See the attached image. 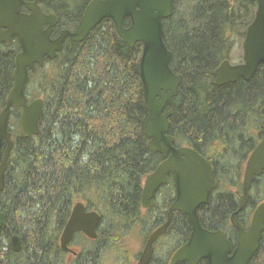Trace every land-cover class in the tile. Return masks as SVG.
<instances>
[{"label": "trees", "instance_id": "16d2710c", "mask_svg": "<svg viewBox=\"0 0 264 264\" xmlns=\"http://www.w3.org/2000/svg\"><path fill=\"white\" fill-rule=\"evenodd\" d=\"M90 1L42 4L45 12L57 15L53 36L74 30ZM182 1L188 9L179 13ZM256 7L257 0H176L173 16L164 20L165 42L173 52L171 67L182 80L170 134L176 146L193 147L212 164L218 186L209 204L199 208L200 221L209 230H223L233 247L238 231L231 215L239 206L245 163L264 137V64L251 80L223 85L216 83L215 70L231 58L236 37L243 40ZM129 24L126 19L125 26ZM142 48V43L129 47L113 20L104 19L85 40L68 38L54 60L46 58L30 72L26 95L29 101L43 98L40 133L25 135L21 109H13L14 143L0 189V264H67L60 237L77 201L103 216L98 241L90 243L94 252L115 243L117 259L127 250L130 255L132 227L140 223L145 242L166 221L176 195L171 175L152 208L143 210L141 204L145 176L163 161L144 131ZM19 52L16 39L0 43V113L13 87ZM263 195L264 173L237 215L245 228ZM191 231L189 217L175 212L162 237L175 240L171 245L166 241L160 253L157 241L149 264H170ZM13 235L21 239L20 251L11 246ZM94 252L81 251L71 264H98ZM250 264H264V235Z\"/></svg>", "mask_w": 264, "mask_h": 264}, {"label": "water", "instance_id": "95a60500", "mask_svg": "<svg viewBox=\"0 0 264 264\" xmlns=\"http://www.w3.org/2000/svg\"><path fill=\"white\" fill-rule=\"evenodd\" d=\"M51 2L0 0V43L9 44L16 39L20 45L15 59L13 87L0 114V153L6 144L0 163V188L5 186V172L13 147V134L9 129L12 109H21V127L25 135L40 133L43 98L29 102L26 89L30 72L42 66L46 58L54 60L68 38L81 42L104 19H111L117 33L129 47L133 48L139 42L143 45L140 76L144 90V131L151 140L153 152L160 153L164 159L145 176L142 207H152L157 192L169 181L170 175L176 189L167 220L148 236L136 264L151 262L155 243L168 233L175 212L189 217L192 231L188 241L173 253L171 264H199L203 259L208 264H250L264 235V200L257 205L249 228L241 224L237 215L247 207L251 187L264 173V137L245 163L239 207L231 215V223L238 230V241L233 247L223 230H209L200 221L199 208L209 204L210 195L218 186L212 164L193 147H177L175 137L170 134V118L176 111L175 98L182 80L171 67L173 52L165 42L164 20L173 15L176 0H91L76 28L63 29L55 37L57 15L46 13L41 6ZM23 7L27 11H22ZM126 19L130 20L129 26H125ZM261 64H264V0H257L255 17L246 29L243 41V62L232 64L225 59L215 70L216 83L223 85L240 78L251 80ZM168 104L171 108L165 111ZM100 220L98 211H87L84 202H77L61 235L62 249L71 251L69 243L76 232L96 238ZM3 223L4 214L0 213V229ZM11 246L14 251L21 250L19 236L11 237Z\"/></svg>", "mask_w": 264, "mask_h": 264}, {"label": "rangeland", "instance_id": "374dc122", "mask_svg": "<svg viewBox=\"0 0 264 264\" xmlns=\"http://www.w3.org/2000/svg\"><path fill=\"white\" fill-rule=\"evenodd\" d=\"M186 9H188V3L182 1L179 4V13L183 12ZM242 43H243V40L241 38H237L236 37L235 43H234V48H233V51H232V54H231V58H230V62L232 64H238L241 60H243V46H242ZM159 198H160V196H159ZM140 229H141V227L138 224L131 228L132 233H131V237L128 240V246H129V250H130V255H128L127 257H124V258L117 259L116 258L117 254L114 252L115 253L114 257H113V254H111L112 258L111 257H109V258L107 257L104 264H134L138 253L143 248V242H144L143 241L144 236L142 235L143 229L141 231L137 232ZM174 240H175V238H173V239L172 238H161L159 240L161 246H160V244L158 245L159 246L158 247L159 253L161 252L162 244L165 245L166 241L169 244H172L174 242ZM77 241H78V243H81L83 245L86 244V242L83 239H79ZM113 248L114 247H112L111 249H113ZM127 252H129V251L127 250Z\"/></svg>", "mask_w": 264, "mask_h": 264}, {"label": "flooded vegetation", "instance_id": "af4514ba", "mask_svg": "<svg viewBox=\"0 0 264 264\" xmlns=\"http://www.w3.org/2000/svg\"><path fill=\"white\" fill-rule=\"evenodd\" d=\"M256 9H257V7H256ZM252 22V21H251ZM244 38H245V36L243 37V40H244ZM13 133V132H12ZM13 138H14V133H13ZM5 146L6 145H4L3 146V149H2V152H1V160H2V158H3V152H4V148H5ZM1 163V162H0ZM161 189V188H160ZM160 189H159V191H160ZM157 192V195H156V197L154 198V200L158 197L159 198V195H160V192ZM153 200V201H154ZM86 204V203H85ZM87 206V205H86ZM87 211H91V209H89L88 207H87V209H86ZM143 210H147V209H143ZM98 211V210H97ZM99 212V211H98ZM100 213V212H99ZM101 214V213H100ZM102 215V214H101ZM103 217V216H102ZM102 221H103V219H102ZM101 224H102V222H101ZM100 224V225H101ZM139 225H140V223H138ZM99 225V226H100ZM141 226V225H140ZM99 228L100 227H98V229H97V237L96 238H89L84 232H76L75 233V235H74V238L72 239V241L70 242V244H69V247H70V249H71V251H66V253H67V256H66V258H67V264H71L72 262H74L77 258H78V256H79V254H80V252L82 251H86V252H90V253H93L94 252V248H92L91 247V241H98V234H99ZM142 230V227H141V229L140 230H138L137 232H139V231H141ZM153 231V230H152ZM151 234V232L147 235V238H148V236ZM165 235V234H164ZM164 235H162L157 241H159ZM147 238H146V240H147ZM79 239H83L85 242H86V244H81V243H78V241L77 240H79ZM146 240H145V242H143V248H144V246H145V243H146ZM143 241H144V239H143ZM156 241V242H157ZM111 243H113V242H111ZM156 244V243H155ZM112 247H114L113 249H111ZM116 248H117V245L115 244V243H113V244H110L109 246H107V247H105V248H103L102 247V249L101 250H98V251H96V252H94V253H96L99 257L97 258L98 259V264H103V263H105V261H106V258L108 257H111V254H113V257H114V255H115V253L117 254V256H118V252L116 251ZM143 248H142V250L138 253V255H137V258H136V260H135V263L137 262V260L139 259V257H140V255H141V253H142V251H143ZM111 249V250H110ZM155 250H156V245H155ZM103 251V252H102ZM107 251V252H106ZM115 252V253H114ZM155 252V251H154ZM110 255V256H109ZM129 255V252H127L126 254H124V257H127ZM117 256H116V258H117ZM112 258V257H111ZM102 260V261H101ZM203 260H206V259H203ZM202 260V261H203ZM89 261V260H88ZM202 261H200V262H202ZM134 263V264H135ZM200 264V263H199ZM208 264V263H207Z\"/></svg>", "mask_w": 264, "mask_h": 264}, {"label": "bare ground", "instance_id": "6f19581e", "mask_svg": "<svg viewBox=\"0 0 264 264\" xmlns=\"http://www.w3.org/2000/svg\"><path fill=\"white\" fill-rule=\"evenodd\" d=\"M6 106V105H5ZM5 108V107H4ZM3 108V109H4ZM171 108V105L170 104H168L167 105V107H166V109H165V111H167V110H169ZM14 109V108H13ZM13 109H12V111H13ZM175 110H176V101H175ZM263 110V109H262ZM2 112V111H1ZM176 112V111H175ZM263 113V112H262ZM1 114V113H0ZM264 114V113H263ZM11 116H12V112H11ZM173 116V115H172ZM171 116V117H172ZM10 120H11V117H10ZM251 134V133H250ZM176 139V138H175ZM183 146H187V145H183ZM212 146V145H211ZM177 147H180V146H177ZM198 147V146H197ZM224 148V147H223ZM218 149V148H217ZM238 149V148H237ZM229 150V149H228ZM222 151V150H221ZM220 151V152H221ZM217 157V156H216ZM239 169V168H238ZM262 179V178H261ZM262 187V186H261ZM1 189V188H0ZM223 189V188H222ZM262 189V188H261ZM1 190H3V189H1ZM130 192V191H129ZM225 193V192H224ZM46 195V194H45ZM264 196V195H263ZM108 200V199H107ZM239 207V206H238ZM238 209V208H237ZM235 212V211H234ZM111 213V212H110ZM100 214V213H99ZM101 215V214H100ZM114 217V216H113ZM102 219H103V217H102V215H101V220H100V222H99V225L101 224V222H102ZM141 220V219H140ZM44 222V221H43ZM135 223H137V222H135ZM98 225V226H99ZM105 225H107V224H105ZM137 225V224H136ZM101 226V225H100ZM99 226V227H100ZM125 226V225H124ZM128 226V225H127ZM134 226V225H133ZM112 227V226H111ZM120 227V226H119ZM127 228V227H126ZM116 231V230H115ZM109 232V231H108ZM113 232V231H112ZM124 234V233H123ZM107 235V234H106ZM18 236V235H17ZM105 236V235H104ZM124 236V235H123ZM114 237V236H113ZM117 237V236H116ZM114 239V238H113ZM126 239V238H125ZM165 241V240H164ZM124 244V243H123ZM61 245V244H60ZM171 245V244H170ZM160 246H161V244H160ZM162 246H163V244H162ZM95 247V246H94ZM159 247V246H158ZM171 247V246H170ZM93 248V247H92ZM161 249V248H160ZM162 250V249H161ZM103 252V251H102ZM107 252V251H106ZM163 252V251H162ZM156 254V253H155ZM162 256V255H161ZM165 256V255H164ZM99 257V256H98ZM64 258V257H63ZM164 258V257H163ZM171 258H172V256H171ZM171 258H170V264H171ZM66 259V258H65ZM64 259V260H65ZM98 261V260H97ZM102 261V260H101ZM138 261V260H137ZM61 263V262H60ZM137 263V262H136ZM135 263V264H136ZM180 263H182V262H180ZM104 264V263H103ZM178 264V263H177Z\"/></svg>", "mask_w": 264, "mask_h": 264}]
</instances>
